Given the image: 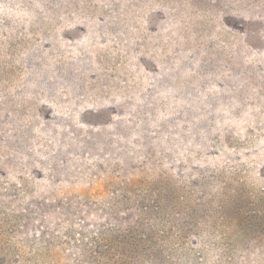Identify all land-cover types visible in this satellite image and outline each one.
Instances as JSON below:
<instances>
[{"label":"rangeland","instance_id":"1","mask_svg":"<svg viewBox=\"0 0 264 264\" xmlns=\"http://www.w3.org/2000/svg\"><path fill=\"white\" fill-rule=\"evenodd\" d=\"M0 264H264V0H0Z\"/></svg>","mask_w":264,"mask_h":264}]
</instances>
